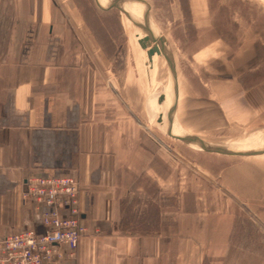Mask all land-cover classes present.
Masks as SVG:
<instances>
[{"label":"crops","instance_id":"0c3cea01","mask_svg":"<svg viewBox=\"0 0 264 264\" xmlns=\"http://www.w3.org/2000/svg\"><path fill=\"white\" fill-rule=\"evenodd\" d=\"M75 32L51 0H0V238L45 230L42 211L22 199L25 178L69 175L80 185L87 233L63 264H203L205 257L212 264L215 254L222 263L223 250L204 252L170 223L161 229L176 199L160 182L150 188L134 179L142 131L114 108L109 77L82 53ZM258 41L243 40L214 81L226 120L255 121L264 106V84L251 82L264 63Z\"/></svg>","mask_w":264,"mask_h":264},{"label":"rangeland","instance_id":"374dc122","mask_svg":"<svg viewBox=\"0 0 264 264\" xmlns=\"http://www.w3.org/2000/svg\"><path fill=\"white\" fill-rule=\"evenodd\" d=\"M104 1L51 0L59 18L75 28L82 53L109 77L114 108L142 131L134 179L150 188L160 182L176 199V210H166L161 229L170 223L178 234H191L204 252L223 250L222 263L215 254L212 264H264V106L255 121L226 120L213 93L214 81L223 79L225 62L243 40L260 38L255 45L264 53L262 0H134L142 9L134 13L151 20L166 48L153 69L146 56L152 58L154 47L145 54L146 44L142 38L136 42L131 22L118 9L99 8L128 0ZM258 72L252 84H264V63ZM179 127L200 146L245 154L196 150L168 135L172 130L183 138ZM203 264H211L208 257Z\"/></svg>","mask_w":264,"mask_h":264},{"label":"built area","instance_id":"2783aa9c","mask_svg":"<svg viewBox=\"0 0 264 264\" xmlns=\"http://www.w3.org/2000/svg\"><path fill=\"white\" fill-rule=\"evenodd\" d=\"M22 186L23 201L42 211L45 230L1 237L0 264H63L74 258L79 239L87 233L80 218L79 182L69 175L29 176Z\"/></svg>","mask_w":264,"mask_h":264},{"label":"bare ground","instance_id":"6f19581e","mask_svg":"<svg viewBox=\"0 0 264 264\" xmlns=\"http://www.w3.org/2000/svg\"><path fill=\"white\" fill-rule=\"evenodd\" d=\"M101 1H104V0H101ZM114 6H122L123 7V9H121L119 11L124 16V19L128 22H131L132 26L134 27L136 42L138 43V40L142 38L143 42L146 44V49L143 48L144 53L148 55L149 54L148 50L151 48V46L154 47L153 48L154 51H152V52H154V55H152V58H148L146 56V60L148 61V64H150L152 66V69H153L154 68V62H155L154 60L158 59V61H159L160 55L163 52L166 53V51H165L166 48L164 49L162 40L158 39L159 41L157 40V42H153L151 40L150 32L147 29V26L149 23L151 24V30H152L153 35L155 36L156 39L158 38L156 35V30L154 29V26H152L151 20L146 15H144L143 20H142L140 16H138L136 13H134V12H140V13L142 12V9L135 3L134 0L122 1V2L117 3ZM148 85H150V84H148ZM173 124H174V121H172V118H170L169 126L171 127ZM177 130H178L177 132H179V134L184 139L191 141L192 145H197L196 139L191 134H189V133H187V132H185L179 128ZM208 148H211V147L208 146ZM258 155H260V154H258Z\"/></svg>","mask_w":264,"mask_h":264},{"label":"water","instance_id":"95a60500","mask_svg":"<svg viewBox=\"0 0 264 264\" xmlns=\"http://www.w3.org/2000/svg\"><path fill=\"white\" fill-rule=\"evenodd\" d=\"M147 5V8H149L148 4ZM98 6V5H97ZM103 10H110V9H118V10H121L123 9L122 6H114V7H109V8H102V7H99ZM147 29L149 30L150 32V38L153 42H157L158 38L156 39L155 36L153 35L152 33V30H151V24L149 23L148 26H147ZM169 70V69H168ZM169 75H170V78L172 80V83L174 85V87L176 88V90H179V85H178V81H177V78L175 76V74L169 70ZM160 121V120H159ZM168 135L176 138L177 140H180L186 144H188L189 146L192 147V142L191 141H188L184 138H181V137H177L173 134L172 130L171 131H168ZM192 148H195L196 150H199V151H206V152H213V153H218V154H228V155H241V154H245V152H240V151H233V150H230V149H227V148H223V147H219V148H207V147H203V146H200V148H198L197 146H193ZM259 152L258 150H252L250 151L249 153L250 154H254V153H257Z\"/></svg>","mask_w":264,"mask_h":264}]
</instances>
